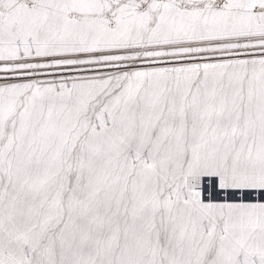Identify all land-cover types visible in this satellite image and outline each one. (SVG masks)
I'll list each match as a JSON object with an SVG mask.
<instances>
[{
	"label": "snow or ice",
	"instance_id": "obj_1",
	"mask_svg": "<svg viewBox=\"0 0 264 264\" xmlns=\"http://www.w3.org/2000/svg\"><path fill=\"white\" fill-rule=\"evenodd\" d=\"M0 264H264V0H0Z\"/></svg>",
	"mask_w": 264,
	"mask_h": 264
}]
</instances>
